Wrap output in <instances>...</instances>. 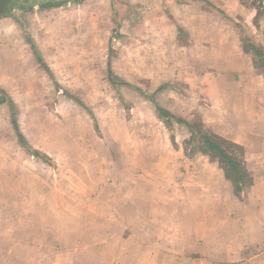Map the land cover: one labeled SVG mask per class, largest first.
Masks as SVG:
<instances>
[{"label": "rangeland", "instance_id": "374dc122", "mask_svg": "<svg viewBox=\"0 0 264 264\" xmlns=\"http://www.w3.org/2000/svg\"><path fill=\"white\" fill-rule=\"evenodd\" d=\"M209 1H183L189 5L182 8L184 16L202 6L217 11L221 19L222 27L208 26V21L220 23L205 17L207 23L198 34L199 61L190 58L191 49L184 59L177 54L164 57L155 50V56L144 57V53L137 61L114 62L113 70L127 76L147 97L156 100L158 96L159 104L182 118L195 122L204 114L202 120L212 131L216 124L229 121L236 109L235 115L241 119L238 133L242 134L238 143L243 144L246 133L262 132L258 124L264 121V74L253 68L250 55L242 56L240 50L233 49V43H238L243 29L255 45L264 46V21L258 31L255 11L244 9L240 0ZM223 3L235 4L244 14L230 18L221 8ZM15 15L22 28L15 22H0L1 31L9 28L20 40L14 42L13 54L0 52V77H12L15 70L18 75L27 74V85L20 79L21 86L17 83L11 92L24 137L20 142L11 121H4L6 116L0 112V252L17 251L19 260V251L26 247L55 242L62 243L64 249L78 241L83 248L102 246L105 252L114 253L121 247L126 264L235 261L224 253V239L210 237L203 252L196 248L197 238L189 235V230L196 231L193 224L199 213L198 197L190 193L197 183L226 197L223 209L229 214L224 221L237 216L231 214L232 185L219 164L202 154L188 155L184 142L190 139V132L185 127L175 125L174 144L149 101L133 90L118 92L109 84L106 56H118L116 50L107 51L105 44L89 34L70 40L49 25L52 17L34 15L27 20L19 12ZM29 26L62 88L70 86L72 94L90 107L96 121L69 102L63 92H57L49 76L36 65L24 40L31 36ZM147 49L151 52V47ZM5 56L17 61L18 68L4 70ZM176 70H180L177 77ZM133 71H139L140 78L134 79ZM165 82L172 90L154 94ZM0 94L5 100L3 92ZM252 144L256 148L261 145ZM254 165L248 162L251 170ZM181 187L190 188L189 193L182 194ZM187 218L192 221L185 228ZM229 221L224 226L226 235ZM201 228L198 232L203 234ZM102 231L113 233L106 236ZM218 247L223 252L213 254L211 250ZM242 263L240 259L236 264Z\"/></svg>", "mask_w": 264, "mask_h": 264}, {"label": "crops", "instance_id": "0c3cea01", "mask_svg": "<svg viewBox=\"0 0 264 264\" xmlns=\"http://www.w3.org/2000/svg\"><path fill=\"white\" fill-rule=\"evenodd\" d=\"M57 1L63 2L61 3L62 5L47 9H42L37 6L34 7L32 11H23L18 8L17 11V9H14L11 11L10 16L0 18V22H15L22 28V24L20 23L18 17L16 18L17 15H15V12H19V14H22L27 20L34 15H37L39 19L47 18L48 16L52 17L50 19L52 23L49 25H52L61 31L62 34L67 35L70 40H76L77 36L89 34L91 38L99 40L101 44H105L107 51L110 52L112 49L113 53H115L114 50H116V54L118 55L115 56L116 58H110V54H107L106 56L108 58L106 78L109 84L118 92L122 88H128L129 90L135 91L137 94L139 93L141 97L153 105L155 115L161 121L163 120L158 116L156 106L154 104L156 103L157 105L163 107L156 101L158 100V96L156 100L152 101L151 98L147 97L146 93L142 89H140L137 85L132 84V81L128 80L127 76L125 78L119 73L117 75L113 70V63L124 60L137 61L140 60L139 57H142V54L144 53V57H151L152 55L155 56L156 51L164 57H167V55L177 54L179 58L184 59L187 55H189L190 49V58L193 61H199L198 34L202 25L207 23L205 22V17L207 19H210V17L217 19L218 23H220L217 24L215 22L208 21V26L221 25L222 27L221 19L216 14L217 11L212 10V8L208 9L202 6L200 8L197 7V11L192 15L184 16L186 14L182 8L189 5L188 3H183V1L197 3L204 0ZM209 2L212 3L215 2V0H211ZM223 4L224 5L222 7H219H221L230 18H235V15L242 16L244 14L243 12L238 11L239 7L236 8L235 4ZM246 8L247 7L244 9ZM251 10L253 11V9ZM187 14H189V11ZM223 28L228 29L227 26H224ZM31 30L32 29H30L29 26L27 31L30 32ZM21 32L24 34L22 29ZM33 34L34 33L32 32L31 36H25L24 40L32 49L36 65L49 76L55 86V89H57V92H63L69 102H73L81 107L91 117L88 111H86L81 105L66 96V93H69V95L80 99L85 106L90 109L83 99L72 94L73 92L70 90V86H65V89L62 88L60 81H58L57 77L54 75L53 69L48 64V61L43 56L36 43L37 35L35 36ZM17 37L18 33L11 31L9 28L4 29V32L0 30V52H4L5 55L6 52L13 54L14 42L20 41ZM229 41L231 43V40ZM114 45L121 46V48L118 47L117 49ZM33 46L36 48L35 50L39 54L40 58L50 69L53 78L50 77V75L39 64ZM149 47H151V52L147 49ZM195 48L197 51H194ZM233 49L240 50L242 56H248V54L242 51L240 38L238 43H233ZM224 54L227 55V53ZM4 60V70L12 72L14 66L15 68H18L16 65L19 64H17V61H13L12 58H8L7 60V56H5ZM148 60H151V58ZM159 60H163V58ZM173 60L177 61L176 58ZM28 64L30 65L29 61ZM178 72H180V70H176L174 72L175 77H177ZM111 73L115 75V83L110 81ZM13 74L12 77H10V75H8V77H0V92H3L5 95L4 97L6 101L5 103H0V112H4V115L6 116L4 121H11L12 127V109L7 102V98L14 103L15 101L11 94V92L15 90L14 86L16 87L17 83H20L19 85L21 86V82L22 85H27V74L21 73L18 75L16 70ZM131 74L134 79L140 78L139 71H133ZM170 86L171 85L166 82L162 83L154 94L159 95L167 90H172V87ZM144 94L146 95L145 97L143 96ZM1 95L2 94H0V101L4 100ZM163 108L174 113L167 107ZM235 110L236 109H234V111L230 114L229 121L224 124H216V131L213 132L244 147L245 160L247 163L254 162L256 164L252 170L248 166L250 172L253 174L254 183L245 191V193H243L242 200L235 196L234 193L230 195L232 208L234 210L231 214L234 215L235 213L237 215L233 218H228L230 221H224L223 219L224 216L228 217L227 214H229L228 210L226 213V210L223 209L226 197L222 193L215 191L214 188L211 189L206 185L204 186V184L197 183L196 187H194L190 193L193 196L198 197L197 207L199 213L196 214L193 224L196 227V231L192 232L189 230V235L191 236L190 238H197L196 248L201 251H203L204 248L210 244L208 242L210 237L216 241L224 239L223 242L226 246V251L224 253L227 254L230 259H235V261L232 262L227 261L228 264L239 263L240 259H242V264H264V121L262 124H258L262 128V132L257 133L251 130L250 133L245 134L244 143H238V139L242 136L241 133H238V129L241 126L239 121H241V119L239 120L240 116L237 117L235 115ZM90 111L92 110L90 109ZM203 116L204 114L202 115V119H204ZM232 117L234 119L231 121ZM92 119L96 121L95 117ZM202 119L200 118V121L205 124V120L203 121ZM20 132L22 133L21 130ZM22 136L24 137L23 133ZM253 142H259L261 144L260 148L254 147L252 144ZM189 190L190 188L185 187L183 189L181 187L180 191L182 194H187V192L189 193ZM191 221L192 218L189 220L188 218L186 219L185 228H188V224H190ZM228 221V232H230L226 235V233H224V226L225 222ZM200 228L203 230V234L198 232L200 231ZM102 233L109 236V233L113 232L102 231ZM47 236H49V234ZM80 236L81 235H78V237ZM233 242L234 244L232 245ZM45 246L46 247H32L31 249L26 247L27 250L19 251V260L16 258V255L18 254L17 251L4 250L3 252H0V264H126L123 260L124 252L120 250L121 247L120 249L117 248L116 252L113 253L109 251L105 252L107 250L102 246H92L90 248L84 246L83 248L78 241H75V244L73 245L64 247V249H62V243L57 244L52 242L45 244ZM211 251L213 254H215L214 252L217 254H220L221 251L223 252V250L219 247L216 251L214 248ZM253 251L255 252L254 256L248 258ZM132 264L135 263L132 262ZM218 264H220V261Z\"/></svg>", "mask_w": 264, "mask_h": 264}, {"label": "trees", "instance_id": "16d2710c", "mask_svg": "<svg viewBox=\"0 0 264 264\" xmlns=\"http://www.w3.org/2000/svg\"><path fill=\"white\" fill-rule=\"evenodd\" d=\"M76 2H82L84 0H75ZM243 6L253 9L256 13L254 18V25L258 31H262L263 21H264V0H240ZM63 2H58L57 0H0V18L8 17L11 11L14 9H21L23 11H32L34 7H39L42 9L52 8L61 6ZM237 28L240 25L235 24ZM242 29V28H240ZM240 34V44L242 51L252 57L254 69L259 74H264V46L255 45L249 35L244 34V30H241ZM34 52L36 54L37 60L42 68L53 78V75L48 68V66L40 58L39 54L33 46ZM114 77L112 73L110 74V81L114 82ZM161 90V89H159ZM70 99L81 105L88 113L93 117L92 111L88 109L85 104L78 98L66 93ZM146 96L145 94L143 95ZM12 109V124L14 131L19 138V141H23L22 133L20 132L18 121H17V109L15 104L7 98ZM154 101L153 98H151ZM5 100L0 101V103H5ZM156 112L158 116L163 120L165 127L171 134L172 142L175 144L174 139V128L175 125L185 127L190 132V139L184 142V147H186V152L188 155L202 154L208 157L212 162H217L220 168L225 174V178L231 183L233 188V193L240 200L243 199V193L252 186L254 183V177L252 172L248 168V163L245 160V149L243 146L229 141L209 129L202 121L198 120L191 122L186 118H182L163 107L157 105ZM96 130H99L98 125L95 124ZM38 158H46L39 153H34Z\"/></svg>", "mask_w": 264, "mask_h": 264}]
</instances>
